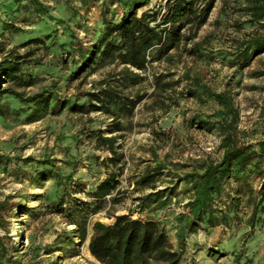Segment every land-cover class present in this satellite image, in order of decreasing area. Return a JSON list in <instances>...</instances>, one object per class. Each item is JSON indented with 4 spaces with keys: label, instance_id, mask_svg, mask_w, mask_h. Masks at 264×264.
<instances>
[{
    "label": "rangeland",
    "instance_id": "374dc122",
    "mask_svg": "<svg viewBox=\"0 0 264 264\" xmlns=\"http://www.w3.org/2000/svg\"><path fill=\"white\" fill-rule=\"evenodd\" d=\"M41 1L48 10L41 17L13 13L9 8L14 6L0 4V20L21 29L13 33L4 30L1 40L7 47L46 35L24 68L25 79L30 76L32 84L17 90L25 95L52 90L59 99L76 102L123 66L107 64L73 78L77 68L73 60L79 56L72 48L87 47L95 40L101 4L86 9L76 0ZM164 2L151 0V9L159 12ZM121 11L119 5L108 6L106 16L118 18ZM248 20L245 0H216L195 38L172 50L170 60H150L138 83H126L122 91L126 102L141 99L124 114L116 110L118 115L113 116L99 111L78 114L68 110V103L57 110L52 99L38 106L5 95L9 110L0 116L2 256L10 264H95L87 249L89 236L83 241L72 237L74 244H66L67 253L55 247L58 234L74 229V225L69 224L66 212L56 211L54 178L60 175L73 181L74 198L88 202L92 200L90 192L111 171L117 175V187L104 198L103 209L88 215V231L95 221L110 223L112 215L149 216L165 230L174 250H179L180 228L190 219L186 203L193 196L191 181L184 174L218 160L223 152L218 117H214L219 106L208 93H231L241 142L264 139V52L245 67H241L242 59H236L243 34L259 28ZM187 28L185 25L179 32L187 36ZM70 31L78 39L75 47ZM190 48L191 55L187 53ZM156 76L160 77L157 83ZM162 82L167 83L166 91H162ZM192 82L194 93L188 95L186 89ZM113 118L124 126L122 132L113 133L120 136L115 146L122 162L116 166L101 163L110 152L96 148L94 139L89 138L90 130L105 131ZM43 160L52 161L45 164ZM156 163L164 166L162 173L149 186H137L135 181ZM259 182L256 175L249 179L255 190ZM236 188L237 184L230 182L216 197L212 224L197 221L188 230L179 264H264V228L260 223L249 225L250 205L243 199L236 215L230 210L229 197ZM154 190H166L164 205L144 207L136 200Z\"/></svg>",
    "mask_w": 264,
    "mask_h": 264
},
{
    "label": "trees",
    "instance_id": "16d2710c",
    "mask_svg": "<svg viewBox=\"0 0 264 264\" xmlns=\"http://www.w3.org/2000/svg\"><path fill=\"white\" fill-rule=\"evenodd\" d=\"M76 1L86 9L101 4L100 28L95 30L97 35L90 45L86 47L81 44L72 48L73 52L77 50L79 56L78 60H73L77 68L73 71L72 77L78 78L81 72L86 76L107 64L122 65L123 68L105 83H98L91 91H86L83 98L76 102L59 99L52 90H41L33 95H25L17 90L32 84L30 76L28 80L25 79V65L35 55L38 48L36 45L44 43L46 35L7 47L1 40L4 30L13 33L21 29L11 22L0 20V116L9 110L7 100L3 99L7 94L21 102H35L38 106L52 99V107L57 110L63 109L68 103V110L78 114L99 111L113 116L121 112L124 114L126 110L130 111L141 97L136 100L128 99L126 102V95L122 94L123 89H126V83H138L143 79L140 73L147 69L150 60L163 57L170 60L172 50L179 49L180 43L185 47L187 42L195 38L216 0H201L200 5H197L200 0H165L163 5H159V12L151 9V0ZM0 4L14 6L9 8L13 13L29 12L39 17L48 14L47 7L41 0H0ZM113 5L122 8L118 18L106 16L108 6ZM245 5L249 15L248 21L258 24L259 28L244 33L238 44L236 59H242L241 67L248 66L255 56L264 52V30H261L264 28V0H245ZM147 6L148 8L144 9ZM138 9L142 10L137 12ZM185 25L189 32L187 36L179 32ZM70 35L74 39L71 45L75 47L78 39L76 40L72 31ZM196 45L198 43L194 44ZM187 53L191 55L192 49L187 50ZM159 79L160 77L156 76V83ZM193 85V82L188 84L186 89L188 95L194 93ZM165 86L167 83L162 82V91H166ZM208 95L219 106L214 117H218L216 125L222 133L220 147L223 152L218 160L210 161L199 170L184 174V178L191 181L193 196L186 203L190 219L180 228L179 250H174L165 230L149 216L141 219L132 218L129 214L112 215L110 223L95 221L91 226V232L88 231V215L103 209L104 198L111 195L117 187V175L112 171L90 192L92 200L88 202L74 198L76 188H72L73 181L60 175L54 178L58 206L56 211L60 214L66 212L69 224L74 225V229L58 234L55 238V247L67 253L66 244L68 242L74 244L72 237L77 236L83 241L89 236L87 249L95 259V264H179L184 247L183 238L197 221L206 220L213 223L212 203L230 182L237 184L234 196L229 197L231 212L236 215L237 206L244 199L251 207L249 225L260 223L264 228V139L254 143L241 142L236 124L238 111L231 93L209 92ZM123 130L124 126L117 119L107 124L105 131L90 130L89 138L94 139L95 147L110 152L111 156L101 163L114 166L121 164L122 158L118 157L115 146L120 136L113 133ZM105 132L109 135H105ZM51 161L41 162L50 164ZM163 168L161 163H156L153 168L144 172L135 184L149 186L162 173ZM254 175L260 178L256 190L249 183V179ZM166 194V190H154L137 196L136 200L144 207L150 204L159 207L166 203ZM3 206L0 202V210ZM2 249L0 238V264H6L5 261L10 264L9 260L2 256ZM52 251L51 249L47 253Z\"/></svg>",
    "mask_w": 264,
    "mask_h": 264
}]
</instances>
